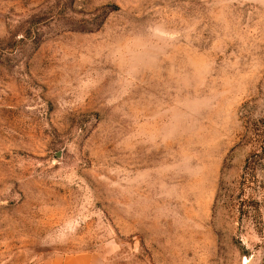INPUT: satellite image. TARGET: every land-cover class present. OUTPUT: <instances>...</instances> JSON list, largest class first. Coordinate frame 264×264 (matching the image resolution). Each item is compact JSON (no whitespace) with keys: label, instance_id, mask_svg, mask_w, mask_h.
<instances>
[{"label":"rangeland","instance_id":"rangeland-1","mask_svg":"<svg viewBox=\"0 0 264 264\" xmlns=\"http://www.w3.org/2000/svg\"><path fill=\"white\" fill-rule=\"evenodd\" d=\"M86 252L264 264V0H0V264Z\"/></svg>","mask_w":264,"mask_h":264},{"label":"crops","instance_id":"crops-1","mask_svg":"<svg viewBox=\"0 0 264 264\" xmlns=\"http://www.w3.org/2000/svg\"><path fill=\"white\" fill-rule=\"evenodd\" d=\"M42 264H105V262L94 253H78L60 258H52Z\"/></svg>","mask_w":264,"mask_h":264},{"label":"trees","instance_id":"trees-1","mask_svg":"<svg viewBox=\"0 0 264 264\" xmlns=\"http://www.w3.org/2000/svg\"><path fill=\"white\" fill-rule=\"evenodd\" d=\"M249 162H246V164H245V172L247 173V178H244V179H250L251 177H254V175L256 174V172H257V170H256V167H254V166H251V167H249ZM247 170H248V172H247Z\"/></svg>","mask_w":264,"mask_h":264}]
</instances>
